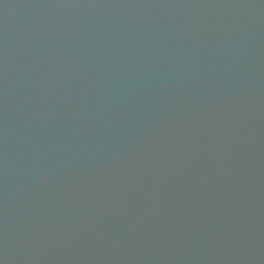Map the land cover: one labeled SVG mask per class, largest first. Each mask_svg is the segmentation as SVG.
Returning a JSON list of instances; mask_svg holds the SVG:
<instances>
[{
    "label": "water",
    "instance_id": "1",
    "mask_svg": "<svg viewBox=\"0 0 264 264\" xmlns=\"http://www.w3.org/2000/svg\"><path fill=\"white\" fill-rule=\"evenodd\" d=\"M0 264H264V0H0Z\"/></svg>",
    "mask_w": 264,
    "mask_h": 264
}]
</instances>
